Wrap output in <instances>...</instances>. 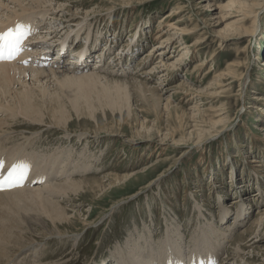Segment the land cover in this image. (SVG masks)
Listing matches in <instances>:
<instances>
[{"label":"rangeland","instance_id":"1","mask_svg":"<svg viewBox=\"0 0 264 264\" xmlns=\"http://www.w3.org/2000/svg\"><path fill=\"white\" fill-rule=\"evenodd\" d=\"M50 1L56 8L61 5L70 9L71 13L65 14L64 20H61L62 33L42 43L39 51L41 47H46L52 65L56 63L53 61L57 60L55 57L59 52L60 39L65 37L67 31L74 30L69 27V23L81 22L84 27L81 34L89 33L91 38L84 42L82 38L85 34L80 40H67L68 45L65 46L70 49L67 57H64L66 60L58 64V67L60 70L71 68L68 64L72 66L73 63H66L67 59L72 58L75 62L74 57L87 48L90 54L87 73L95 70L102 75L107 73L109 81H121L123 96L120 93V98L114 104H97V109H93L91 114L76 113L68 100L64 99L67 113L64 129L52 126L46 117V126L40 127L31 125L24 117L15 118L13 123L17 122L19 126H13L12 129L23 130L26 127V130L38 133L39 138L33 143L21 146L25 149L24 156L30 154L28 158L32 159L34 155L31 165L36 164L33 168L35 172L43 175L47 171L52 183L60 178L56 174L62 166L61 162L66 161L64 156L61 160L60 153L57 156L59 151H73L83 160L89 155V150L92 159L97 158L99 161H94L95 169L85 173L88 175L85 178H100L107 188L106 192H99L95 188L97 196L88 190L59 199L60 206L73 217V224L59 228V231L68 232V235H53L42 242H35L34 248L38 249L39 258L31 250L30 253L13 258L8 264H98L109 259L115 249L127 248L131 243L136 244L144 254L143 258H140L141 254L136 255L135 261L146 259L144 264L174 260L175 253L191 261L195 253L193 251L201 249L198 246L201 241L196 242L197 238L208 240L211 245L217 236L221 240L216 249L220 251H212L211 261L215 254L219 262L228 259L234 264H264V150L258 148H264V7H254L256 19L253 30L250 18L238 21L241 18L238 10H244L242 5L236 4L237 9L227 7L235 0ZM49 14L44 21H41V16L34 20L37 25L38 22L44 25L38 26L39 30L36 31L41 36H44L43 28L55 29L60 24L55 21L56 16L52 11ZM225 15L230 18L225 20ZM170 23L190 32L178 35V38L173 36L182 43L176 45L173 52L166 53L168 58H163V62L171 66V71L166 82L158 86L155 80L157 71L151 76L141 73L149 72L155 65L160 66L157 59L148 62L144 58L151 50H156L154 46L158 43L153 41V36L160 30L166 32ZM231 23H235L233 26L237 30L234 32L227 29V24ZM242 28L251 30L250 34L246 33L249 36L237 37L238 29L242 31ZM174 31L172 29L169 33ZM195 39L201 40V44L189 46ZM93 42L96 44L94 48L91 45ZM127 45H131L133 53H128L125 48ZM181 45L188 46V54L176 62L177 57L183 53L178 48ZM38 49H34V52L42 53ZM126 52L129 56H125ZM116 56L120 58L118 61L114 59ZM44 62L50 63L45 59ZM225 73L230 74L231 78L224 76L227 80L222 85L230 83V86L213 85L217 76ZM101 81L105 83V80ZM52 83L44 86L56 88L55 83ZM109 84L107 82L106 85L109 87ZM138 85H142L141 91ZM157 86L160 92L154 90ZM167 98L172 102L169 109L165 108ZM219 119L222 121L219 122ZM66 134L70 138L64 140L62 137ZM80 134H86L88 138L78 144L75 136L82 137ZM93 136L98 139L94 140ZM9 144L2 142L6 148L12 146ZM251 159L260 161L257 170L246 162ZM54 163L57 167H53ZM51 175H56V179ZM127 175L134 177L122 189L112 181L113 176ZM108 176L111 177L109 181ZM41 184H36V187L44 185ZM240 195L248 199L249 203L246 202L244 209L249 213L245 212L242 224H236L237 204L233 202ZM221 207L230 213L225 221H221V213L225 211L220 210ZM40 215L35 210L19 217V221L25 219V223L20 221L25 229L18 234H21L19 239L39 241L40 231L52 229L49 219L44 218L41 212ZM262 217L261 224H257L256 221ZM84 222L89 226H84ZM167 225L174 232L181 233L178 234L182 237L177 245L171 247L172 250L167 249L161 255V244L165 243L161 237ZM135 229H139L138 232ZM213 229L214 232H211ZM218 232H223L225 239ZM254 233L258 237L255 238ZM229 234L232 235L227 236ZM205 249L209 253V249ZM125 261L133 264L130 259ZM195 261L194 258V264H199L198 260Z\"/></svg>","mask_w":264,"mask_h":264},{"label":"bare ground","instance_id":"2","mask_svg":"<svg viewBox=\"0 0 264 264\" xmlns=\"http://www.w3.org/2000/svg\"><path fill=\"white\" fill-rule=\"evenodd\" d=\"M254 2H256V4ZM230 3L231 4L228 5L227 7H232V8L237 9L235 6H237L236 4H238V6L242 5V8H244V10L243 9L238 10V12H241V15H240L241 18L239 17V20H238L239 22H242L243 19L245 17H247V18L251 19L250 22L252 24L256 19V12L254 11V7L259 8V9L264 7V0H247L244 2H240L239 0H235V1H231ZM51 11L56 16L55 17L56 19L55 18H53V19H55L56 22L59 21L60 24L57 27L55 26L56 27L55 29H54V27L43 28L44 30L46 29L45 31L42 30L43 31L42 33H44V36H41V34L40 35L37 34L36 31H35V33L32 32L28 36V38L25 40V42H31L29 45H35L34 47L30 48L29 50H31L33 48L38 49L40 45L41 46L43 45L42 43L48 42L49 40L56 38L60 33H62L61 32L62 28L60 25H63V22L61 20H64L65 14L71 13L70 9H67L61 5L58 6V8H56V6L52 5L50 0H0V32L7 31L10 28H15L18 24L24 26V25L29 23V26L31 25L33 27V29L35 26L36 27H38V26L44 27V25H42L41 22H38L39 24L37 25V22H34V20L36 19L37 16H41L42 17L41 21H44L45 18L47 17V15H50L49 13ZM60 14H61V16H60ZM73 15L74 14H71V16H73ZM111 15H113V14H110V16ZM228 18H230L229 15L224 16L225 20H227ZM161 21H159V24L162 25ZM82 22H84V21H82ZM69 24H70L69 27L72 28V30L73 29L74 30L73 31H67L66 33H64L66 35H65V37H62V39H60V41H59V47L60 48L58 47L59 49H57V50H62L65 45H68L67 40H69V39L80 40L82 38V35H85V34H86L85 37L82 38L84 40V42L91 38L89 36V33L81 34V32L84 28L83 26H81V24H82L81 22L73 23V24L69 23ZM234 24L235 23L227 24V29L228 30L230 29V31H233V32L236 31L237 29L233 26ZM174 25H175L174 23H170L166 27L168 29L166 32H163V30H160L159 31L160 33L158 32V34L153 36V41L155 43H158L157 46H154L156 48V50H151L150 54H147L144 58L148 62L154 60V58H155V59H157V63L160 64V66L155 65V67H153L151 70H149V72L141 73L144 76H151V74H153L154 72L157 71L155 80L158 81V86H162V84L164 82H166V80L169 77L170 71H171V68H170L171 66L167 65V63L163 62V58L167 57L166 53L173 52V50L175 48H177L176 45H178L181 42V40L180 41L177 40L178 35H184V34H187L188 32H190V31L186 32V29H179L177 27H174ZM79 26H81V28L78 29ZM242 27H243V25H242ZM254 28H255V25L253 24V30H254ZM172 29H174L175 31H174V33L170 34L169 32ZM237 32H238V33H236L237 37L238 36H249V34L251 33V30H247L246 28H242V31H239V29H238ZM246 33H249V34H246ZM173 36H176L177 38L173 37ZM201 42H202L201 40L195 39L192 44H189V46H196V45L201 44ZM93 43L91 44L93 46L92 48L96 47L95 46L96 44L95 43L93 44ZM125 48L127 49L129 54L133 53V48L131 49V45H127ZM178 48L180 49V51H183V53H182V55H180V57H177L176 62L182 60L183 57L185 56V54H188V50H187L188 46L184 47V45H181ZM45 50H46V47H41L40 51H39V49H38V51L42 52V53L32 52L29 55H26L25 53L22 54V52H23L22 51L20 54V57L17 58V60L12 61L10 63L9 62L0 63V158H3V160H4V163H5L4 171L5 172L7 171V169L9 167H11L14 163L19 162L21 159L31 160V162H33L34 160L32 161V159H33L34 155L32 154V159H30L31 157L28 158V155L30 156V154L27 155V153H26L27 156H24L23 152H25V149L24 148L22 149L21 146L23 144H27V143H31V142L33 143L34 140L39 138V137H37L38 133L28 131V130H26L27 129L26 127L23 130L12 129L13 126H19L17 124V122L13 123L15 118H23L24 117L25 119L28 120V122L31 123V125L40 127L39 125H45L46 124V122L44 121V118L46 117L48 119V121H50L48 123H50L52 126H54L56 128L59 127L61 129L62 128L64 129L66 127V124H67V122H66L67 113H66L65 108H64L65 107L64 106V103H65L64 99L68 100V102L71 105V108L76 113L81 114L83 112H86V113L91 114L92 110L95 109L96 106H98V105L100 106V104L101 105L102 104H114V102L117 101L118 98H120V96H119L120 93L121 94L123 93V92H121L122 87H123V83H121V81H117V80L109 81L110 79H107L108 76H106V75H108L107 73H106V75H102L101 73H99L95 70H92V69H91L92 71L87 73V66L84 63L85 61L82 62L84 65L82 63H79L80 65L76 68V70L74 68H66L65 70H60V68L58 67V63L55 65H52V63H49V64L45 63L44 62V56L48 55L47 51H45ZM101 50H103V49H101ZM158 50H159V52L156 54L157 55V57H156V55L152 54V53H154L155 51H158ZM87 51H85V52L80 51L77 54L76 58L81 59L82 55L87 54ZM128 53L126 52L125 56H129ZM41 54H43V55H41ZM89 55H87V57L85 56V59L88 58ZM26 57L27 58L31 57L30 59H36V63L35 64H27ZM55 58H57V60L60 59L57 56ZM114 59H116V61H118L120 58H118L116 56ZM70 61H72V58H70ZM179 65H181V64H179ZM127 66H128V64H127ZM152 70H153V72H152ZM80 73H83V74H80ZM109 74H110V72H109ZM224 76H229L228 79L231 78L230 74H228V73L219 75V76H217L216 80H214L215 82L213 85H222L227 80L224 78ZM102 79L105 80L104 81L105 83H103L101 81ZM52 82L55 83V86H57L56 88H53L54 86H52L51 88H49V86L48 87L44 86V85H47V84L52 83ZM107 82H108V84L110 83L109 87H108V85H106ZM112 84H113V86L111 87ZM140 86L142 87V85H140ZM158 86L155 87L154 90L160 92L159 91L160 89L158 88ZM222 86H230V83H228L226 85H222ZM222 86H220V87H222ZM141 87H140V91H141ZM178 88L179 87H177V89ZM48 89H50V90L52 89V91H49ZM127 89H128V87H127ZM163 91H165V86H163ZM166 91H167V89H166ZM122 96H123V94H122ZM149 96H148V98H149ZM210 96L216 97V95H210ZM121 99H120V102H121ZM141 99H143V98H141ZM149 99H151V98H149ZM118 103H119V100H118ZM171 105H172L171 99L167 98L165 108L169 109V107H171ZM113 107H112V110H113ZM119 109H121V108H119ZM68 111H70V110H68ZM195 111H196V109H195ZM175 112H177V111H175ZM213 112H214V110H213ZM80 114H78V117H80ZM217 116H220V115H217ZM180 118H181V115H180ZM221 121H222V119H219V122H221ZM180 124H181V122H180ZM51 125H49V126H51ZM184 128L185 127H183V129ZM63 131H65V130H63ZM80 135H82V137L75 136L76 140H77L76 142L78 144L81 140H85L88 138L86 136V134H80ZM172 137H173V135H172ZM62 138L64 140H67L70 137L66 134V135H63ZM93 139L97 140L98 138L97 137L94 138V136H93ZM2 142H3V144H4V142L10 143L9 145H12V146L9 148H6L5 145H2ZM17 142H20V143H17ZM87 144H89V143L87 142ZM240 147H245V145H241ZM17 148H19V150H16ZM51 148L53 149L54 147H51ZM258 148H260V150H264L263 147H258ZM54 150L53 151L51 150L52 153L55 152ZM88 152H89V155L86 156V154L83 153L86 157H84L83 160H80L79 155H76V153H73V151H70V150H68L67 152L59 151L57 153V156H59L58 154L60 153L61 160H62V156H64L66 161L61 162L62 166L61 167L59 166L60 167L59 172L56 171L58 173L56 175H59L60 178L57 179L56 181L52 182V183H50V181H49L50 178H48V180L45 182L42 179V174L35 172V169H33L34 173L31 174L32 167L30 166V172L27 176L26 181L24 182L23 187L14 188L10 191H0V264H8V262L12 261L13 258H15V257L17 258L19 255H22V254L29 252L31 250H34L33 255H35L37 258H39L38 253H37L38 249L34 248V245L36 243L42 242L43 239H46L47 237H50L53 235L54 236L68 235V232H66V233L61 232V231H59V228H60V226H63V228H67L68 225L73 224V221H72L73 217L69 216L67 213V210L64 207L60 206L61 204H60L59 199H61V198L65 199L69 195H73V196L78 195L80 192H83V191L87 192L88 190L92 194H94V196H97V192L94 190L95 188H98L99 192H106L107 186H105L103 184V182H102L103 180H100V178L99 179H94V178H89V177L85 178V176H88V175H84V174L87 172L91 173L92 170L95 169L94 163L99 161V159H97V158L92 159V152H90L89 150H88ZM88 152H87V154H88ZM40 156H41V154H40ZM44 156H46L45 153H44ZM44 156L42 155V158ZM37 157H39V156H37ZM36 159H38V158H36ZM39 159H40V157H39ZM55 159L57 161H59V159L57 157ZM63 160H64V158H63ZM23 162H26V161H23ZM37 162H40V161H37ZM53 162H55V161H53ZM246 162H248L249 165H251V167H255L256 168L255 170H257V167L260 166L259 165L260 161L258 162L256 160L251 159L248 161L246 160ZM41 163H39V165ZM43 163H44V160H43ZM55 163L53 164V167L54 166L57 167V165H55ZM48 164H49V162H48ZM51 164H52V162H51ZM39 165H37V166L39 167ZM34 166H33V168H35ZM37 166H36V168H37ZM53 167L52 168L50 167V168L55 169ZM43 168H45V166ZM259 170H261V169H259ZM96 173H98V172H96ZM81 174L83 176H81ZM43 175H45L46 177H49L48 175H50V174L46 171V172H44ZM51 176H52V178L54 177V179H56L54 175H51ZM140 176L141 175H138V177H140ZM132 177H134V176H132V175L131 176L127 175V176H123V177L113 176L112 181H113V183L118 184L119 189H122V187L125 186V184L128 183V181H130L132 179ZM107 178H108V181H109V179H111V177H109V176ZM40 182H44V185L41 184V185H43L41 187H36V185L31 187V185L39 184ZM247 200L248 199H244L243 196L240 195L239 199H237V200H235V202H233V204H237L236 205L237 208H236V212H235L236 213V224L238 222L241 223L242 219L245 216L246 211L249 213V211L247 209H244V207L246 206V202H248ZM225 209L226 208H224V207L220 208V210H225ZM35 210L37 212H39V215L41 212L45 215V217L43 215L44 218L47 217L49 219V221L48 220L47 221L50 223V226L52 227V229L49 231L48 230L40 231V232L38 231L39 232L38 235H40L39 241L28 242V241H24V239H22V238L19 239V236L21 234L19 236H18V234L21 232L22 229L23 230L25 229L21 225V222L24 221V223H25V219L23 221L20 220L21 221L20 222L19 217H21L22 214L25 212H30V211H35ZM263 212H264V210H263ZM221 215H222L221 221H225L226 218L228 219L230 213L227 212V210H225L221 213ZM263 215H264V213H263ZM33 217H35V216H33ZM40 217H41V215H40ZM243 220H245V218ZM262 220H263V217L260 220L256 221V223L261 224ZM83 225L87 226V227L89 226V224L86 222H84ZM170 225H171V223H170ZM46 226H47V224H46ZM171 227H176V226L172 225ZM211 228H212V226H211ZM211 228H209V229H211ZM28 230H26V231H28ZM138 230L135 229L134 231L138 232ZM211 232H214V229ZM170 233H172V234H170ZM178 233H179L178 231L174 232V230H172L169 225H167L165 227V230L163 233L164 236L161 237L162 240H165L164 241L165 243L161 244V255L165 254V252H167V249H171V247L173 248V246H175V244L176 245L178 244V241L182 237L179 235L181 233H179V234ZM203 233H204V231L201 230V234H203ZM218 233H220V232H218ZM131 234L135 235L134 233H131ZM254 234H255V238L258 237L257 233H254ZM220 235H221V237L223 236L222 239H225L226 235L223 232H221ZM231 235L232 234H229L227 236H231ZM206 236H207V238H209L208 234ZM239 236H241V235H239ZM218 237L219 236H217L215 238V240H212L211 245L208 244V242H207L208 240L205 241L204 239L202 240L201 238L196 239V242L201 241L199 243L200 245H198V246H200L201 249L198 250V248H197V251L196 250L195 251L192 250V251L195 252L194 258L196 261L198 260L199 264H202V260L206 256L205 253L207 252V249H205V248L209 249V254H207L206 264H208L209 262H212V264H213V262H216V261H217L216 264L217 263H223L224 262L223 260H225L224 264H234L231 261H229L228 259H223L220 262L217 259H215L214 261H211L210 256H211L212 251L217 252V253H219L218 251H220V250L217 251V249H216V248H219V244H220V240H221ZM168 241H170V242L168 243ZM221 243H223V242H221ZM190 247H191V245H190ZM238 249H240V248H238ZM142 252L143 251L140 248H138L136 244L131 243V244L127 245V248L125 247L123 249H121V248L115 249L114 253L112 252L113 254L109 255L110 256V258L108 257L109 259H107V260L104 259V260H102V262H100L98 264H101V263L109 264L111 262L114 263V259H117V261H115V264H129V262L125 261L127 259H130L133 264L134 263L144 264L143 262H145L146 259H140V258L144 257V254H142ZM39 254H41V253H39ZM139 254H141L139 260L135 261L136 255H139ZM175 256H176V258H174V260H167L165 262L161 261L162 262L161 264H184L181 262L182 256L181 255L179 256V253H175ZM236 257H238V256H236ZM194 258L191 261H189L188 264H194ZM147 264H159V262H156V263L148 262Z\"/></svg>","mask_w":264,"mask_h":264},{"label":"snow or ice","instance_id":"3","mask_svg":"<svg viewBox=\"0 0 264 264\" xmlns=\"http://www.w3.org/2000/svg\"><path fill=\"white\" fill-rule=\"evenodd\" d=\"M27 26L17 25L7 31L0 32V63L12 62L24 51L23 45L30 35ZM5 163L0 158V191H10L24 186L30 172L27 162L19 161L4 171Z\"/></svg>","mask_w":264,"mask_h":264}]
</instances>
